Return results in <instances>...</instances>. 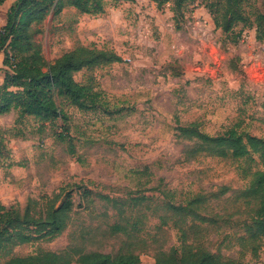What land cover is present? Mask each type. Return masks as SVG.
Segmentation results:
<instances>
[{
    "label": "rangeland",
    "instance_id": "1",
    "mask_svg": "<svg viewBox=\"0 0 264 264\" xmlns=\"http://www.w3.org/2000/svg\"><path fill=\"white\" fill-rule=\"evenodd\" d=\"M16 1L0 6V29ZM212 1L187 4L177 21L171 4L154 0H104L100 15L65 5L33 26L32 40L47 62L79 46L113 50L123 61L75 74L101 93L93 110L56 95L57 119L43 122L19 110L0 118V205L6 207L0 220L23 217L29 205L39 217L67 196L73 202L61 234L15 245L9 255L5 242L0 264L69 247L113 256L132 250L141 264H155L160 250L188 246L264 264V235L255 226L260 202L252 190L264 164L256 154L194 153L195 140L178 135L180 126L194 124L211 135L236 128L264 137L263 42L242 36L256 27L264 0H244L247 25L228 34L205 19L201 4ZM4 59L0 51L3 82ZM115 223L128 232L112 233Z\"/></svg>",
    "mask_w": 264,
    "mask_h": 264
},
{
    "label": "trees",
    "instance_id": "2",
    "mask_svg": "<svg viewBox=\"0 0 264 264\" xmlns=\"http://www.w3.org/2000/svg\"><path fill=\"white\" fill-rule=\"evenodd\" d=\"M6 0H0V6ZM134 2L135 0H114ZM195 0H154L157 6L171 4L176 20L183 10ZM203 1V0H202ZM244 0H214L205 3L214 25L222 33H231L247 18L243 12ZM65 5L74 7L81 13L100 15L106 12L104 0H17L7 13L6 24L0 32V51L5 53L4 65L8 68L4 82L0 84V116L19 110L22 116H32L40 121H52L62 115L55 96L63 97L81 110H93L101 102V93L95 85L81 83L75 74L93 67H104L122 62L123 58L113 50H100L79 46L64 53L53 62H47L41 48L32 40L37 30L34 25L41 24L51 11L60 13ZM177 21V20H176ZM256 39L264 42V12L255 21ZM179 136L195 140L194 153L204 151L220 157L236 159L258 155L264 164V137L251 135L236 128L225 129L215 135L198 130L194 124L180 126ZM253 193L259 198L260 207L255 226L258 233L264 235V171L254 173ZM108 201L111 200L105 196ZM51 203V202H50ZM72 199L67 196L58 208L48 206L41 216L32 215L29 205L24 216L15 218L1 214L0 248L9 255L15 245L29 243L34 239H51L61 234L71 218ZM6 207L0 205V213ZM120 211V210H119ZM29 227H33L29 232ZM112 233H127L125 226L115 223ZM1 235H6L5 240ZM141 264L139 254L128 250L113 256L100 251H85L82 248L69 247L63 251L42 250L28 256H13L2 264ZM155 264H242L233 260H222L207 250H194L191 246L172 248L169 252L160 250L155 256Z\"/></svg>",
    "mask_w": 264,
    "mask_h": 264
},
{
    "label": "crops",
    "instance_id": "3",
    "mask_svg": "<svg viewBox=\"0 0 264 264\" xmlns=\"http://www.w3.org/2000/svg\"><path fill=\"white\" fill-rule=\"evenodd\" d=\"M7 1H11V0H6L5 2H7ZM12 3V2H11ZM11 3H10V5H11ZM128 4H130V2H128ZM197 5H198V3H197ZM201 6L203 7V9H204V11H205V13H204V15H205V19H206V21L208 22L209 21V26L210 27H213L214 29H217L216 27H215V25H214V22H213V20H212V18H211V15L209 14V12L206 10V8L204 7V5H202L201 4ZM10 7V6H9ZM7 18V17H6ZM6 20L5 19H3V22H5ZM219 32L221 31L220 29L218 30ZM222 32V31H221ZM243 33H249V35L252 37H256V27H253L252 29H251V31H243ZM3 83V80H0V84H2ZM4 115H2V116H0V118L1 117H3Z\"/></svg>",
    "mask_w": 264,
    "mask_h": 264
},
{
    "label": "built area",
    "instance_id": "4",
    "mask_svg": "<svg viewBox=\"0 0 264 264\" xmlns=\"http://www.w3.org/2000/svg\"><path fill=\"white\" fill-rule=\"evenodd\" d=\"M3 30H2V28L0 29V32H2ZM246 35V33H243V35L242 36H245ZM262 49H263V51H264V42L262 43Z\"/></svg>",
    "mask_w": 264,
    "mask_h": 264
}]
</instances>
